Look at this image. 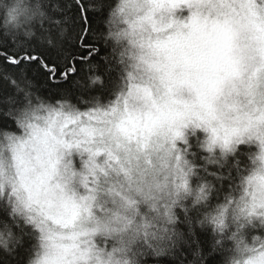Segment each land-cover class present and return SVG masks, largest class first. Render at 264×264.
<instances>
[{"label":"snow or ice","instance_id":"1","mask_svg":"<svg viewBox=\"0 0 264 264\" xmlns=\"http://www.w3.org/2000/svg\"><path fill=\"white\" fill-rule=\"evenodd\" d=\"M0 31V264H264V0H42Z\"/></svg>","mask_w":264,"mask_h":264},{"label":"clouds","instance_id":"2","mask_svg":"<svg viewBox=\"0 0 264 264\" xmlns=\"http://www.w3.org/2000/svg\"><path fill=\"white\" fill-rule=\"evenodd\" d=\"M42 0H0V31L23 30L35 19L32 12Z\"/></svg>","mask_w":264,"mask_h":264}]
</instances>
